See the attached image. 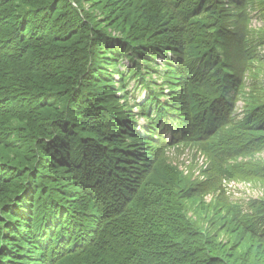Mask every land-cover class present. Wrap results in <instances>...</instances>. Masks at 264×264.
Segmentation results:
<instances>
[{"label":"trees","instance_id":"1","mask_svg":"<svg viewBox=\"0 0 264 264\" xmlns=\"http://www.w3.org/2000/svg\"><path fill=\"white\" fill-rule=\"evenodd\" d=\"M255 9L264 22V0H0V264H264V199L244 211L220 189H264ZM174 147L209 160L198 180Z\"/></svg>","mask_w":264,"mask_h":264},{"label":"rangeland","instance_id":"2","mask_svg":"<svg viewBox=\"0 0 264 264\" xmlns=\"http://www.w3.org/2000/svg\"><path fill=\"white\" fill-rule=\"evenodd\" d=\"M249 18H250L249 26L252 29L256 30L264 26L262 16L260 15L257 9L253 10ZM114 36L117 37L118 35L115 34ZM259 56H260L259 57L260 60H258L257 62H254V66H253V72H255L258 75V80L251 81L250 85L258 84L259 88H264V50L263 49L260 50ZM169 59L174 60V63H176L175 61L177 60V58L173 57L171 54H169ZM123 63H124L123 67L121 68L122 70H126L127 67L131 66L126 60ZM156 64H158L161 69L165 68V62L162 57H158L156 59ZM153 79L156 80L159 84L161 83L160 79L157 78V76L153 77ZM114 80L117 82L118 77H115ZM247 85H249L248 81H247ZM249 89L251 88L249 87ZM249 89L247 87L245 89V93L247 95L250 94ZM128 90L132 94L134 92L136 101H141L146 94V91L144 89H136L135 83L132 80H131ZM117 96H122V93L121 92L117 93ZM130 98L127 101L124 99L119 100V103H118V106L123 105V108H124L123 111L126 112V115L128 114L132 115L133 113L136 114V109H130L134 105V101L132 100L133 97L130 96ZM241 98L243 99V101L242 99H240L238 102H236V110H235V113L240 117L242 114L241 111L243 110V102H244L245 97H241ZM130 111L133 113H129ZM137 121L139 123V126H143L145 124L144 120L141 118H137ZM166 136L169 138V133H167ZM166 156L168 158H166ZM164 157L167 162H169L172 166L177 168L180 172H182L187 177H190L189 174H194L195 180L199 179L200 168H204L206 166L205 165L202 167L200 165H203L204 163L209 165V160L207 158H205V160L201 159L200 161H198L197 159L195 160L196 155H195L194 150L191 151L189 149L184 150V152L182 151L180 152L179 150H177V148L174 147V148L168 149L165 152ZM253 160L259 161L262 164H264V149L261 152H259L258 155L256 156V159H253ZM198 162L199 164L196 165V163ZM247 162H252V160H248V157H238L237 159L229 161L230 164L239 163L240 165L243 163H247ZM195 165H196L195 169L197 170L196 174L194 171L190 172L191 169H193ZM221 185H220V189L224 190L229 200L233 202L235 205H238V204L241 205L244 211H247L248 202L250 200L259 201L262 198L264 199V189L260 185L253 184V183L251 184V182L232 181L226 178L224 182L222 181ZM218 187L219 186L217 185L214 188H218ZM215 196L216 195L212 193L204 195L203 196L204 203H208L209 201H212Z\"/></svg>","mask_w":264,"mask_h":264}]
</instances>
